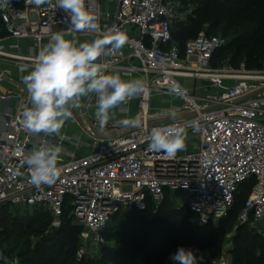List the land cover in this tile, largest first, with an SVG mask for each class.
<instances>
[{
  "label": "built area",
  "instance_id": "obj_1",
  "mask_svg": "<svg viewBox=\"0 0 264 264\" xmlns=\"http://www.w3.org/2000/svg\"><path fill=\"white\" fill-rule=\"evenodd\" d=\"M179 3L92 0L100 17L98 32L68 31L67 14L55 6V0L41 6L32 0H9L7 7H0V206L32 212L42 208L51 216V229H59L67 215L82 228L77 259L110 244L105 231L118 214L144 211L150 204L156 211L169 197L188 208L199 226H207L230 214L242 185H248L250 193L233 233L248 226L264 237V69H251L246 63L215 65L225 39L206 30L182 47L173 35L174 22L180 19ZM116 29L127 35L125 45L97 62L125 80L147 82L148 94L121 105L129 113L135 101L142 125L127 132L135 125L124 128L119 124L122 119L110 118L101 129L95 115L97 97L91 94L82 102L86 114L81 110L75 122L81 133L70 132L68 124L59 135L25 129L21 112L31 104L23 77L50 36L65 32L66 39H97ZM173 86H178L176 92H171ZM154 93L167 94L178 103L153 115L149 105ZM181 114L189 116L148 123ZM194 120L200 126L195 133L190 126ZM173 124L196 134L198 148L178 151L171 158L149 151L150 130ZM104 130L111 134H103ZM41 141L59 145L63 152L57 181L37 188L22 160ZM0 264H20V260L0 246ZM199 264L238 263L223 252Z\"/></svg>",
  "mask_w": 264,
  "mask_h": 264
},
{
  "label": "trees",
  "instance_id": "obj_2",
  "mask_svg": "<svg viewBox=\"0 0 264 264\" xmlns=\"http://www.w3.org/2000/svg\"><path fill=\"white\" fill-rule=\"evenodd\" d=\"M202 1L204 6L198 10L196 17H191L190 26L182 31L189 37L197 29L196 35L181 41L184 35L182 34L180 38L175 37L173 29L175 40L184 47L189 39L196 37L202 31L201 28L205 24L214 28L225 19L229 28L240 27L249 23L252 28L232 44L238 45L232 60L235 61L242 54L246 58V64L249 68L259 69L258 67L252 68L253 66L249 64H255L264 57V0ZM225 49L227 48L224 45L216 53L215 65L218 64V58L221 57L222 51ZM249 193V186L242 185L240 192L236 195V201L230 214L220 220L222 223L220 226L206 234L190 228L189 223L190 220L194 219V216L188 208L182 207L181 211H168L167 213L171 215L174 224L171 233L173 237L170 238L173 240L174 249L178 250L180 247L192 249L198 259L202 260L200 262L217 258L220 255L223 237L227 232L224 227L228 224L229 231L234 228L238 214ZM171 203V198L168 197L156 211L152 204L144 211H130L125 216L126 220L119 225L113 223L116 218L122 215H116L105 231V236L109 242L124 244L128 251L122 253L121 247L109 251L110 244L105 245L101 249L102 257L97 262L94 260L76 261L82 228L74 225L72 219L68 218L67 215L64 217L62 226L56 229L53 235H46V229L51 223V216L42 208H36L31 213L28 209L12 205L0 206V246L10 256H17L20 259V264H135L137 252H141L145 248L146 253H149L152 247H157V250L153 252V262L159 263L163 260L160 258L161 253L167 249L162 247L165 242L163 235L167 230L159 219ZM22 209L24 212L21 213L20 210ZM6 212H11L10 215L13 214L9 220H6ZM144 220L147 228L141 230L140 225ZM34 234H42V239L39 240L36 247L31 246V239L27 237ZM141 234L144 237L149 236L146 238L149 242L146 246L132 243L139 240ZM234 240L236 246L231 251V256L236 263L264 264V237L253 232L248 226H243L234 234ZM17 243L21 244H19V250L16 251L11 245H17Z\"/></svg>",
  "mask_w": 264,
  "mask_h": 264
},
{
  "label": "clouds",
  "instance_id": "obj_3",
  "mask_svg": "<svg viewBox=\"0 0 264 264\" xmlns=\"http://www.w3.org/2000/svg\"><path fill=\"white\" fill-rule=\"evenodd\" d=\"M9 0H2L0 7H7ZM36 6L51 4V0H32ZM55 6L67 15L68 31H100L99 14L92 7V0H55ZM127 41V35L119 29L109 30L101 38L77 44L66 39L65 32L50 36L35 57L34 65L23 77L31 106L24 105L21 124L32 133L59 135L65 122L73 116L72 109L78 108L82 97L95 94L97 97L96 119L101 129L110 120V111L125 105L136 96L146 95L149 87L144 79L125 80L119 74L108 73L105 66L97 61L102 56L115 54ZM22 72L25 68L20 69ZM173 86L171 92H176ZM126 111L125 108H120ZM119 124L127 128L140 126L137 116L133 120L122 119ZM192 131L200 130L198 120L191 122ZM186 129L179 125L154 127L148 133V150L163 153L166 158L185 148ZM63 152L59 145L41 141L23 157L27 165L30 183L54 184L61 174L58 161ZM176 264H199L192 249L180 247L170 257Z\"/></svg>",
  "mask_w": 264,
  "mask_h": 264
},
{
  "label": "rangeland",
  "instance_id": "obj_4",
  "mask_svg": "<svg viewBox=\"0 0 264 264\" xmlns=\"http://www.w3.org/2000/svg\"><path fill=\"white\" fill-rule=\"evenodd\" d=\"M204 6V2L202 0H180L179 3V7H178V13L180 15V19L176 20L174 22V33H175V37L180 38V36L183 34V38L181 41H185L188 38L195 36L197 33V29H195V32L192 36H188V34H184L182 31H184L186 28H188V26H190L191 24V17H196L198 15V10L201 9ZM227 20H223L222 22H220L216 27L211 28L209 26V24H205L201 30H206L207 32H209L212 35H216V36H220L223 39H225V50L222 51V55L220 58H218V65L223 67L225 65H232L234 67L240 66L242 63H246V58L240 54L235 61L232 60L233 55L235 54V52L237 51V44L235 43V45H232L240 36H242L243 34H245L250 28H252V25H250L249 23L240 26V27H235V28H229L227 26ZM0 26H2L1 24V20H0ZM183 43V42H182ZM262 64V65H261ZM250 66H253L252 68H259V69H264V57L262 58L261 61L256 62L255 64H249ZM203 82L200 81L198 82V87H202ZM204 86V85H203ZM207 86V85H206ZM206 86L204 87V90H206ZM88 98H83V100H87ZM170 103L173 104H177L178 101L167 95V94H162V93H154L151 100H150V113L155 115V114H160L161 112L164 111L165 108L170 107ZM81 108L80 106L78 108H73L72 112H73V116L71 119H68L65 123L69 124V127L71 129H76V120H77V116L80 113ZM119 112H122L119 108H115L112 109L110 111V117L111 118H118L120 119L118 116H116ZM139 113V110H138ZM137 113V114H138ZM84 140L87 141V137H84ZM185 148L183 150H180L179 153L184 154L186 152H192L194 150H196L198 148V138L197 135L194 133H187V138L185 140ZM82 151L81 153H84L85 150H80ZM87 151V150H86ZM178 195V194H177ZM171 204L169 205V207L166 208V212L163 213V216L160 217V221L162 222L164 228L167 230L166 233H164L163 235V239H164V243L162 245L163 248H167L165 252L161 253L160 258H162L163 260L159 263H154V255L153 252H155L157 250V247H152L151 251L149 253H146L145 248L141 250V252H137V257L135 259V264H176V262H174L170 257L176 253L177 250L174 249L173 247V240L170 239L173 236H171L172 230L174 228V224H173V220H171V215L169 213H167L168 211H174V210H180L182 209V207L180 206V203H176V201H174V199H171ZM13 211V210H12ZM20 212H24V210H20ZM11 213V212H9ZM8 212H6V220H9L12 215H10ZM32 213V211H31ZM167 213V214H166ZM171 213V212H170ZM127 215V214H126ZM126 215L119 216L118 218H116V220H114V225L117 224L119 225L120 223L124 222L126 220ZM234 218V217H233ZM171 220V221H170ZM144 223V224H143ZM143 223H141L140 225V229L141 230H145L147 228L145 220L143 221ZM190 228L196 232H200L203 234L209 233L211 232L215 227L220 226L222 223L221 221H212L209 225L207 226H199L197 224V222L195 221V219L190 220ZM224 229H227V232L225 233L224 237H223V241L221 243V250H220V254H222L223 252H228L231 254V251L235 248L236 246V242L234 240V233H233V229L232 228L230 231L228 230V224L226 225V227H224ZM46 235H53V233H55L56 229H51V223H49L47 229H46ZM145 232V231H144ZM140 239L133 241L132 243L137 244V245H143L146 246V244H148V240L146 239L149 236L144 237L142 234L139 235ZM29 237V239H31V246L36 247L37 243L39 242V240L42 239V234H34V235H29L27 236ZM25 240V239H24ZM21 244V243H19ZM17 243V245H11L14 246L15 250H19L20 245ZM80 246V245H79ZM117 247H121L122 248V253H126L127 247L124 244L118 243V242H114V241H110V245L108 247L109 251L110 249H115ZM106 252V251H105ZM13 258H18L17 256H12ZM102 257V250H99L97 252H92L88 255H86L84 258L82 259H77L76 256V261H88V260H94V262H97L100 258ZM20 260V259H19ZM202 260H199V263Z\"/></svg>",
  "mask_w": 264,
  "mask_h": 264
},
{
  "label": "crops",
  "instance_id": "obj_5",
  "mask_svg": "<svg viewBox=\"0 0 264 264\" xmlns=\"http://www.w3.org/2000/svg\"><path fill=\"white\" fill-rule=\"evenodd\" d=\"M67 39L73 40V41H75L78 44L79 43H84V42H91L92 40H94V39H91V38H79V39H77V38H73V37H70V38H67ZM90 95L91 94H89L88 96L82 97L81 98V102H84L85 101V100H83V98H89ZM117 108H121V106H119ZM92 111L94 112V110H91V112ZM137 113H138V109L136 107V103H135V101H132L130 103V112L129 113H126L125 111L124 112H119L116 116H118L120 119H127V118H131V117H136L137 116ZM66 124H68V123H65L64 126ZM64 126H63V128H64ZM69 131L70 132H73V133H78V134L81 133L80 129L77 128V126H76V129H71L69 127ZM103 134H107L106 131L105 132L103 131Z\"/></svg>",
  "mask_w": 264,
  "mask_h": 264
},
{
  "label": "water",
  "instance_id": "obj_6",
  "mask_svg": "<svg viewBox=\"0 0 264 264\" xmlns=\"http://www.w3.org/2000/svg\"><path fill=\"white\" fill-rule=\"evenodd\" d=\"M0 75H1V72H0ZM79 106H80L82 112L84 114H86V112H87L86 106L81 101H80V105ZM188 116H189V114H181V115H173V116L160 117V118H155L153 120H150L148 123L149 124L159 123V122H164V121H169V120H176V119H180V118H186ZM140 126H134L132 128H129L127 130V132H132V131L136 130L137 128H139Z\"/></svg>",
  "mask_w": 264,
  "mask_h": 264
},
{
  "label": "bare ground",
  "instance_id": "obj_7",
  "mask_svg": "<svg viewBox=\"0 0 264 264\" xmlns=\"http://www.w3.org/2000/svg\"><path fill=\"white\" fill-rule=\"evenodd\" d=\"M106 131L107 134H111L110 131L104 130V132ZM103 132V131H102Z\"/></svg>",
  "mask_w": 264,
  "mask_h": 264
}]
</instances>
